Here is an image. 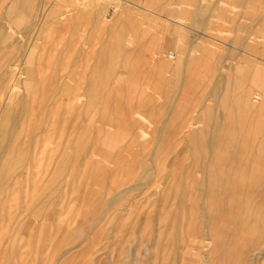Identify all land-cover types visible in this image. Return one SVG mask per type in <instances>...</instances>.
Listing matches in <instances>:
<instances>
[{
	"label": "rangeland",
	"instance_id": "obj_1",
	"mask_svg": "<svg viewBox=\"0 0 264 264\" xmlns=\"http://www.w3.org/2000/svg\"><path fill=\"white\" fill-rule=\"evenodd\" d=\"M78 1L0 0V264H264V0Z\"/></svg>",
	"mask_w": 264,
	"mask_h": 264
},
{
	"label": "bare ground",
	"instance_id": "obj_2",
	"mask_svg": "<svg viewBox=\"0 0 264 264\" xmlns=\"http://www.w3.org/2000/svg\"><path fill=\"white\" fill-rule=\"evenodd\" d=\"M125 1H128V0H114V5H113V6H115V10H117L118 7H121ZM218 1H219V0H218ZM243 1H244V0H243ZM252 1H253V0H252ZM197 2H198V1H197ZM197 2H195V3H197ZM129 3H130V2H129ZM208 3H209V2H208ZM232 3H233V2H232ZM232 3H231V4H232ZM108 4H110V1H109V0H91V1H89V0H79L77 5L80 6V9H83V10L85 9L86 6H87V7L90 6L92 9H91V8H90V9L88 8V9L91 10V12H93V13L95 14L96 18H97V19L100 21V23L103 25V24H104V20L106 19V18L104 19V16L106 15V8H107ZM112 4H113V3H112ZM134 4H135V3H134ZM136 4H137V3H136ZM198 4H199V2H198ZM212 4H213V3H212ZM218 4H219V2H218L216 5L218 6ZM132 5H133V4H132ZM138 5H139V4H138ZM201 5H202V4H201ZM206 5H208L207 7H210L209 4H206ZM206 5H205V7H206ZM213 5H214V4H213ZM219 6H220V5H219ZM219 6H218V7H219ZM134 7H135V6H134ZM140 7H141V6H140ZM140 7H139V9H140ZM142 7H143V6H142ZM197 7H198V6H197ZM203 7H204V6H203ZM137 8H138V6H137ZM137 8H136V9H137ZM144 8H145V7H144ZM144 8H142V9H144ZM88 9H87V10H88ZM121 9H122V8H121ZM131 9H132V8H131ZM139 9H138V10H139ZM147 9H148V11L151 10V9L149 10V8H147ZM205 9H206V8H205ZM118 10H119V9H118ZM129 10H130V9H129ZM196 10H197V8H196ZM214 10H215V9H214ZM67 11H68V10H67ZM67 11H66V12H67ZM120 11H121V10H120ZM136 11H137V10H136ZM139 11H140V10H139ZM146 11H147V10H146ZM152 11H153V10H152ZM200 11H201V10H200ZM200 11H199V12H200ZM205 11H206V10H205ZM68 12H69V11H68ZM89 12H90V11H89ZM118 12H119V11H118ZM153 12H154V11H153ZM203 12H204V11H203ZM64 13H65V12H64ZM70 13H71V12H70ZM116 13H117V12H116ZM142 13H143V11H142ZM144 13H145V12H144ZM204 13H205V12H204ZM204 13H203V14H204ZM89 15H90V13H89ZM124 15H125V14H123V16H124ZM161 15L163 16V14H161ZM161 15H160V16H161ZM164 15H165V14H164ZM206 15H208V13H207ZM263 15H264V14H263ZM116 16H117V15H116ZM126 16H127V15H125V17H126ZM204 16H205V15H204ZM2 17H3V16H2ZM45 17H46V16H45ZM93 17H94V16H93ZM199 17H200V16H199ZM232 17H233V16H232ZM261 17H263V19H264V16L261 15ZM170 18H171V17H170ZM200 18H201V17H200ZM91 19H92V18H91ZM107 19H108V18H107ZM114 19H115V18H114ZM168 20H169V16H168ZM174 20H175V19H174ZM174 20H173V22H174ZM209 20H210V19H209ZM260 20H261V18H260ZM260 20H258V21H260ZM93 21H95V19H94ZM105 21H106V20H105ZM123 21H124V20H123ZM146 21H147V20H146ZM171 21H172V20H171ZM207 21H208V20H207ZM254 21H255V19H254ZM111 22H112V21H111ZM124 22H125V21H124ZM255 22H256V21H255ZM255 22H254V24H255ZM3 23H4V22H3ZM96 23H97V22H96ZM200 23H201V22H200ZM202 23H204V22H202ZM239 23H241V22H239ZM258 23H259V22H258ZM35 24H36V23H35ZM35 24H34V25H35ZM37 24H38V23H37ZM165 24H167V23H165ZM205 24H206V23H205ZM205 24H204V25H205ZM241 24L246 25V24H244L243 22H242ZM251 24H253V22H252ZM106 25H107V24H106ZM125 25H126V24H125ZM174 25H175V24H174ZM236 25H237V24H236ZM243 25H242V26H243ZM247 25H248V24H247ZM247 25H246V26H247ZM109 26H110V25H109ZM229 26H230V25H229ZM240 26H241V25H240ZM2 27H5V26H2ZM2 27H1V28H2ZM253 27H254V26H253ZM103 28H104V27H103ZM231 28H232V27H231ZM32 29H33V28H32ZM32 29H31V31H32ZM232 29H233V28H232ZM3 30H4V28H3ZM11 30H12V29H11ZM40 30H41V29H40ZM256 30H257V28H256ZM260 30H261V29H260ZM262 30H263V29H262ZM26 31H27V30H26ZM166 31H167V30H166ZM169 31H170V30H169ZM39 32H40V31H39ZM259 33H260V32H258V34H259ZM261 33H262V31H261ZM5 34H6V33H5ZM171 34H172V33H171ZM237 34H238V33H237ZM237 34H236V35H237ZM7 35H8V34H7ZM9 35L11 36V34H9ZM9 35H8V36H9ZM12 35H13V34H12ZM251 36H252V35H251ZM119 37H120V36H119ZM169 37H170V36H169ZM169 37H168V38H169ZM199 37H200V36H199ZM201 37H203V36H201ZM208 37H209V36H208ZM241 37H242V36H241ZM249 37H250V36H249ZM249 37H248V38H249ZM117 38H118V37H117ZM209 38H210V37H209ZM209 38H208V39H209ZM244 38H245V37H244ZM248 38H247V39H248ZM118 39H119V38H118ZM166 39H167V38H166ZM169 39H170V38H169ZM234 39H235V38H234ZM247 39H246V41H247ZM233 41H234V40H233ZM255 41H256V40H255ZM255 41H254V42H255ZM243 42H244V40H243ZM9 43H11V42H9ZM169 43H170V42H169ZM215 43H216V42H215ZM232 43H233V42H232ZM11 44H12V43H11ZM119 44L121 45L122 43H119ZM125 44H126V43H125ZM125 44H124L123 46H125ZM233 44H234V43H233ZM244 44H245V42H244ZM254 44H255V43H254ZM257 44H258V43H257ZM199 45H200V44H199ZM219 45H220V44H219ZM240 45H241V43H240ZM242 45H243V44H242ZM245 45H246V44H245ZM263 45H264V44H263ZM223 46H224V44H223ZM257 46H258V45H257ZM178 47H179V46H178ZM199 47H200V46H199ZM225 47H226V46H225ZM239 47H240V46H239ZM239 47H238V48H239ZM243 47H245V46H243ZM204 48H205V47H204ZM262 48H263V46H262ZM262 48H261V50H262ZM200 50H201V49H200ZM200 50H199V52H202V51H200ZM231 50H232V49H231ZM243 50H244V48H243ZM196 51H197V50H196ZM227 51H228V48H227ZM107 52H108V51H107ZM126 52H127V50H126ZM126 52H125V53H126ZM224 52H225V51H224ZM242 52H243V51H242ZM215 53H216V52H215ZM226 53H227V52H226ZM226 53H225V54H226ZM251 53H252V52H251ZM199 54H200V53H199ZM205 54H206V53H205ZM221 54H222V53H221ZM252 54H253V53H252ZM252 54H251V55H252ZM254 54H255V53H254ZM254 54H253V55H254ZM196 55H197V54H196ZM226 55H227V54H226ZM230 55H231V54L229 53V56H230ZM261 55H262V54H261ZM182 56H183V55H182ZM155 57H157V56H155ZM185 57H186V56H185ZM227 57H228V56H227ZM193 58H194V57H193ZM193 58H192V59H193ZM198 58H199V55H198ZM123 59H124V58H123ZM157 59H159V58H157ZM177 59H178V58H177ZM216 59H217V57H216ZM258 59H259V58H258ZM260 59H261V58H260ZM260 59H259V60H260ZM151 60H152V59H151ZM154 60H155V59H154ZM184 60H185V59H184ZM184 60H183V61H184ZM99 61H100V60H99ZM102 61H103V60H102ZM122 61H123V60H122ZM158 61H159V60H158ZM175 61H177V60H175ZM216 61H217V60H215L214 62H216ZM261 61H262V60H261ZM178 62H179V61H178ZM217 62H218V61H217ZM159 63H160V61H159ZM218 63L220 64V63H221V60H220V62H218ZM225 63H226V62H225ZM253 63H254V62H253ZM12 64H13V63H12ZM160 64H161V63H160ZM176 64H177V63H176ZM222 64H223V63H222ZM222 64H221V66H223ZM233 64H234V63H233ZM6 65H9V64H6ZM167 65H168V63H167ZM180 65H181V62H180ZM180 65H179V67H180ZM225 65H226V64H225ZM181 66H182V65H181ZM221 66H220V67H221ZM257 66H259V65H257ZM261 66H263V65L261 64ZM6 67H7V66H6ZM213 67H214V66H213ZM234 67H235V66H233V69H234ZM171 68H172V67H171ZM175 68H176V67H175ZM181 68H183V67H180V69H181ZM218 68H219V67H218ZM229 68H230V67H229ZM222 69H223V68H222ZM3 70H4V69H3ZM15 70H16V69H15ZM175 70H176V69H175ZM257 70H258V67H257ZM218 71H219V70H218ZM221 71H222V70H221ZM262 72H263V71H262ZM262 72H261V74H262ZM0 73H1V72H0ZM219 75H220V73H219ZM263 75H264V74H263ZM217 76H218V75H217ZM60 77H61V76H60ZM262 77H263V76H262ZM216 79H217L216 81H218V78H216ZM8 80H9V79H8ZM8 80H7V81H8ZM63 80H64V79H63ZM226 80L228 81V76H227V79H226ZM1 81H2V80H1ZM15 81H16V80H15ZM15 81H14V82H15ZM213 83L216 84L217 82H212V84H213ZM223 83H224V82H223ZM262 83H263V82H262ZM263 84H264V83H263ZM220 85H221V83H220ZM226 85H228V84H226ZM5 86H6V85H5ZM14 87H15V86H14ZM20 87H21V86H20ZM4 88H5V87H4ZM216 88H217V87H216ZM218 88L220 89V87H218ZM243 88H244V87H243ZM263 88H264V87H263ZM214 90H215V89H214ZM231 90H233V89H231ZM247 90H248V89H247ZM14 91H15V89L13 90V92H14ZM212 91H213V90H212ZM261 91H262V90H261ZM6 92H7V91H6ZM15 92H16V91H15ZM216 92H217V91H216ZM216 92H214V93L216 94ZM220 92H221V91H220ZM246 92H247V91H246ZM246 92H245V93H246ZM257 92H258V91H257ZM263 92H264V91H263ZM10 93H11V92H10ZM19 93H20V92H19ZM211 93H212V92H211ZM58 94H59V93H58ZM248 94H249V93H248ZM3 95H4V94H3ZM11 95H13V93H12ZM212 95H213V94H212ZM230 95H231V94H230ZM239 95L242 97L241 94H239ZM23 96H24V95H23ZM214 96L217 97L216 95H214ZM244 96L247 97L246 95H244ZM248 96H249V95H248ZM263 96H264L263 93H262V94H261V93H256V94L254 95V98H255L254 100L259 101L260 99H263ZM24 97H25V96H24ZM241 97H240V98H241ZM20 98H21V97H20ZM61 98H62V97H61ZM242 98H243V97H242ZM252 98H253V97H252ZM252 98H251V99H252ZM22 99H23V98H22ZM243 99H244V98H243ZM231 100H233V99H232V95H231ZM239 100H240V99H239ZM252 100H253V99H252ZM229 101H230V96H229ZM247 101H248V100H247ZM261 101H262V100H261ZM25 102H26V101H25ZM233 102H235V101H233ZM249 102H250V103H249ZM249 102H247V103L250 104V105H252V104L255 105V104H254L255 101H249ZM252 102H254V103H252ZM259 102H260V101H259ZM229 103L231 104V102H229ZM251 103H252V104H251ZM202 105H203V104H202ZM225 105H226V104H225ZM235 105H237V104L235 103ZM260 105H261V104H259V106H260ZM210 106H211V105H210ZM215 106H216V105H215ZM233 106H234V105H233ZM233 106H232V107H233ZM256 106H257V105H256ZM1 107H2V106H1ZM205 107H206V106H205ZM229 107H230V106H229ZM3 108H4V107H3ZM200 108H201V105H200ZM203 108H204V107H203ZM214 108H215V107H214ZM259 108H260V107H259ZM259 108H258V109H259ZM13 109H14V108H12L11 110H13ZM17 109H18V108L16 107L15 110L18 111ZM232 109H233V108H232ZM234 109H235V108H234ZM4 110H5V109H4ZM237 110H238V109H237ZM237 110H236V111H237ZM256 110H257V108H255L254 111H256ZM206 111H207V107H206ZM233 111H235V110H233ZM248 111H249V109H248ZM254 111H253V113H254ZM0 112H1V111H0ZM10 112H11V111H10ZM212 112H213V111H212ZM228 113H229V112H228ZM228 113H227V114H228ZM237 113H238V111H237ZM6 114H7V113H6ZM11 114H12V113H11ZM195 114H197V113H195ZM195 114H194V115H195ZM217 114H218V113H217ZM224 114H225V113H224ZM8 115H9V114H8ZM18 115H19V114H18ZM21 115H22V114H21ZM29 115H30V114H29ZM197 115L199 116L200 114H197ZM206 115H207V114H206ZM13 116H14V115H13ZM229 116H230V115H229ZM235 116H236V115H235ZM235 116H234V117H235ZM1 117H2V116H1ZM5 117H6V116H5ZM7 118H8V116H7ZM7 118H6V119H7ZM23 118H25V117H23ZM199 118H200V117H199ZM219 118H220V117H219ZM221 118H222V117H221ZM231 118L233 119L232 116H231ZM254 118H255V117H254ZM229 119H230V118H229ZM7 120H8V119H7ZM16 120H17V119H16ZM11 121H12V119H11ZM11 121H9V122H11ZM14 121H15V120H14ZM17 121H18V120H17ZM215 121H216V120H215ZM220 121H221V119H220ZM236 121H237V120H236ZM246 121H247V120H246ZM255 121H256V120H255ZM3 122H4V121H3ZM3 122H2V125L4 124ZM6 122H7V121H6ZM207 122H208V121H207ZM222 122H223V121H222ZM230 122H231V120H230ZM249 122H250V121H249ZM0 123H1V120H0ZM210 123L213 124L212 122H210ZM223 123H224V122H223ZM235 123H236V122H235ZM237 123L239 124V121H238ZM19 124H20V123H19ZM21 124H22V123H21ZM48 124H49V123H48ZM211 124H209V125H211ZM233 124H234V123H233ZM7 125H8V124H7ZM10 125H11V124H10ZM220 125H221V123H220ZM223 125H224V124H223ZM235 125H236V124H235ZM241 125H242V124H241ZM8 126H9V125H8ZM206 126H208V123H206ZM248 126H249V125H248ZM1 127H2V126H1ZM1 127H0V128H1ZM6 127H7V126H6ZM6 127H5V128H6ZM214 127H215V126H214ZM216 127H218V124L216 125ZM233 127H234V126H233ZM236 127H237V126H236ZM236 127H235V128H236ZM205 128H206V127H205ZM221 128H222V126H221ZM235 128H234V129H235ZM247 128H248V127H247ZM19 129H20V128H19ZM214 129H215V128H214ZM225 129H226V128H225ZM225 129H224V130H225ZM255 129H256V128H255ZM194 130H195V129H194ZM205 130H206V129H205ZM216 130H217V129H216ZM18 131H19V130H18ZM192 131H193V130H192ZM199 132H200V131H199ZM202 132H203V130H202ZM202 132H201V133H202ZM18 133H19V132H18ZM217 133H218V132H217ZM219 133H220V130H219ZM219 133H218V134H219ZM224 133H225V132H224ZM227 133H228V132H227ZM13 134H14V133H13ZM205 134H206V133H205ZM218 134H217V135H218ZM202 135H204V133H203ZM215 135H216V134H215ZM217 135H216V137H217ZM230 135H231V134H230ZM13 136H14V135H13ZM199 136H201V134H200ZM218 136H219V135H218ZM222 136H223V135H222ZM203 137H204V136H203ZM263 137H264V135L262 136V138H263ZM2 138H4V137H2ZM14 138H15V137H14ZM187 138H188V137H187ZM187 138L185 139L186 141L189 140V139H187ZM219 138H220V137H219ZM225 138H226V137H225ZM0 139H1V137H0ZM6 139H7V138H6ZM32 139H33V138H32ZM199 139H201V138L199 137ZM208 139H209V138H208ZM33 140H34V139H33ZM203 140H204V139H203ZM216 140H217V139H216ZM31 141H32V140H31ZM197 141H199V140H198V135H197ZM225 141H226V140H225ZM19 142H20V141H19ZM188 142H189V141H188ZM200 142H202V141L200 140L199 143H200ZM1 143H2V142H1ZM31 143H32V142H31ZM31 143H30V144H31ZM231 143H232V142H231ZM258 143H259V142H258ZM200 144H201V143H200ZM20 145H21V144H20ZM201 145H202V144H201ZM216 145H217V143L215 144V146H216ZM218 145H219V144H218ZM230 145H231V144H230ZM11 146H12V145H11ZM23 146H24V145H23ZM23 146H21V147H23ZM225 146H226V145H225ZM236 146H237V145H236ZM250 146H251V145H250ZM190 147L193 148V147H195V146L192 145V146H190ZM190 147H189V148H190ZM223 147H224V146H223ZM223 147L221 148V149H222V150H221V153L223 152V149L225 148V147H224V148H223ZM9 148H10V147H9ZM189 148H188V149H189ZM11 149H12V147H11ZM182 149H183V148H182ZM190 149H191V148H190ZM216 149H217V148H216ZM230 149H231V148H230ZM230 149H229V150H230ZM234 149H235V148H234ZM239 149H240V148H239ZM15 150H16V149H15ZM20 150H21V148H20ZM194 150H195V149H194ZM197 150H198V149H197ZM217 150H218V149H217ZM246 150H247V149H246ZM234 151H235V150H234ZM239 151H240V150H239ZM15 152H16V151H15ZM96 152H97V151H96ZM199 152H200V151H199ZM256 152H257V149H256ZM9 153H10V151L8 150V154H9ZM187 153H189V152H187ZM210 153H211V152H210ZM231 153H232V152H231ZM236 153H237V152H236ZM14 154H15V153H14ZM203 154H204V153H203ZM213 154H214V153H213ZM215 154H216V153H215ZM238 154H239V153H238ZM257 154H258V153H257ZM254 155H255V154H254ZM88 156H89V155H88ZM193 156H194V155H193ZM195 156H196V155H195ZM208 156H209V155H208ZM220 156H221V154L219 153V158H220ZM3 157H4V156H3ZM8 157H9V156H8ZM8 157H6V158H8ZM202 157H205V155H203ZM216 157H217V156H216ZM237 157H238V156H237ZM194 158H195V157H194ZM209 158H210V157H209ZM209 158H208V159H209ZM219 158H218V159H219ZM229 158H230V157H229ZM253 158H254V157H253ZM11 159H12V158H11ZM197 159H198V158H197ZM201 159H202V158H201ZM212 159H213V158H212ZM4 160H5V159H4ZM9 160H10V159H9ZM209 160H210V159H209ZM7 161H8V160H7ZM94 161H95V160H94ZM200 161H201V160H200ZM4 162H6V161H4ZM19 162H20V161H19ZM197 162H198V161H197ZM202 162H203V161H202ZM202 162L200 163V165L202 164ZM204 162H205V161H204ZM210 162H211V161H210ZM212 162H213V160H212ZM212 162H211V163H212ZM228 162H230V160H229ZM238 162H239V161H238ZM248 162H249V161H248ZM2 163H3V160H2V157H0V165H2ZM12 163H13V162H12ZM96 163H97V161H96ZM251 163H252V162H251ZM251 163H249V164H251ZM5 164H6V163H5ZM196 164H197V163H196ZM229 164H230V163H229ZM16 165H17V164H16ZM16 165H15V167H17ZM202 165H204V164H202ZM202 165H201V166H202ZM207 165L209 166V165H212V164L209 163V164H207ZM251 165H252V164H251ZM151 166H152V164H151ZM15 167H14V168H15ZM152 167H153V166H152ZM209 167H210V166H209ZM209 167H208V168H209ZM213 167H214V166H213ZM243 167H244V164H243ZM251 167H252V166H251ZM7 168H8V166H7ZM185 168H186V167H185ZM201 168H204V167H201ZM215 168H216V166H215ZM217 168H218V166H217ZM3 169H5V168L3 167ZM15 169H16V168H15ZM15 169H14V171H15ZM251 169H252V168H251ZM146 170H147V169H146ZM148 170H149V169H148ZM148 170H147V171H148ZM242 170H243V168H242ZM149 171H150V170H149ZM186 171H187V170H186ZM194 171H195V170H194ZM198 171H199V170H198ZM216 171H217V170H216ZM251 171H252V170H251ZM1 172H2V171H1ZM17 172H18V171H16V174H17ZM226 172H227V171H226ZM147 173H148V172H147ZM147 173H146V174H147ZM184 173H185V172H184ZM196 173H197V172H196ZM207 173H208V172H207ZM1 174H2V176H1ZM1 174H0V177L2 178V177L4 176V172L1 173ZM21 174H22V173H21ZM197 174H198V173H197ZM249 174H250V172H249ZM30 175H31V174H30ZM184 175L186 176V173H185ZM195 175H196V174H195ZM196 176H197V175H196ZM206 176H207V174H206ZM13 177H16V176H13ZM13 177H12V178H13ZM197 177H198V176H197ZM144 178H145V177H144ZM146 178H147V177H146ZM207 178L210 179L209 174H208V177H207ZM3 179H4V178H3ZM16 179H17V177H16ZM16 179H15V181H16ZM232 179H233V177H232ZM10 180H11V179H10ZM12 180H13V179H12ZM12 180H11V181H12ZM17 180H18V179H17ZM185 180H186V179H185ZM207 180H208V179H207ZM4 181L6 182V179H5ZM198 181H199V180H198ZM203 181H204V180H203ZM1 182H2V180H1ZM1 182H0V183H1ZM12 182H13V181H12ZM189 182H190V181H189ZM208 182H209V181H208ZM208 182H206V183H208ZM3 184H6V183H3ZM3 184L0 185V203H2L1 201H3V196H4V195H3V194H4V193H3V192H4V185H3ZM14 184H15V183H14ZM66 184H67V183H66ZM138 184H139V183H138ZM187 184H188V183H187ZM204 184H205V183H204ZM17 185H18V183H17ZM135 185L138 186L137 184H135ZM180 185H181V184H180ZM207 185H208V184H207ZM207 185H206V186H207ZM5 186H6V185H5ZM13 186H14V185H13ZM13 186H12V188H13ZM132 186H133V185H132ZM132 186H131V187H132ZM140 186H142V185H140ZM188 186H189V185H188ZM190 186H191V184H190ZM197 186L199 187V184H197ZM208 186H209V185H208ZM9 187H10V186H9ZM133 187H134V186H133ZM182 187H183V186H182ZM12 188H10L9 191H11ZM136 188H137V187H136ZM138 188H139V187H138ZM185 188H187V187H185ZM201 188H202V186H201ZM204 188H205V187H204ZM204 188H203V189H204ZM207 188H208V187H207ZM258 188H259V187H258ZM220 189H221V187H220ZM223 189H224V188H223ZM247 189H248V187H247ZM247 189H246L245 192H247ZM208 190H209V189H208ZM208 190H206V191H208ZM9 191H8V192H9ZM131 191H132V190H131ZM204 191H205V190H204ZM204 191L202 190V194H203ZM206 191H205V193H206ZM221 191H222V190H221ZM221 191H220V192H221ZM223 191H224V190H223ZM5 192H6V191H5ZM8 192H7L6 194H9ZM12 192H14V191L12 190ZM198 192H199V189H198ZM200 192H201V191H200ZM183 193H184V192H183ZM117 194H118V193H117ZM187 194H188V193L186 192L185 197H186ZM219 194H221V193H219ZM224 194H225V193H224ZM228 194H230V192H229ZM180 195H181V194H180ZM189 195H190V194H188V196H189ZM199 195H200V194H199ZM199 195H197V196H199ZM221 195H222V194H221ZM9 196H10V195H9ZM117 196H119V195H116L115 198H116ZM128 196H129V195H128ZM191 196H192V195H191ZM204 196L206 197V195H204ZM207 196H208V195H207ZM223 196H224V195H223ZM227 196H228V195H227ZM181 197H182V196H181ZM228 197H229V196H228ZM245 197H246V195H245ZM115 198H114V200H115ZM188 198H189V197H188ZM193 198H194V195H193ZM186 199H187V197H186ZM197 199H198V198H197ZM201 199H202V197H201ZM238 199H239V197H238ZM262 199H263V198H262ZM262 199H261V200H262ZM112 200H113V198H112ZM114 200H113V201H114ZM177 200H178V198H177ZM189 200H190V198H189ZM191 200H192V199H191ZM228 200L231 201L230 199H227V201H228ZM245 200H246V199H245ZM245 200H244V201H245ZM98 201H99V200H98ZM115 201H117V200H115ZM179 201L181 202V200H179ZM192 201H193V200H192ZM192 201H191V202H192ZM237 201H238V200H237ZM3 202H4V201H3ZM189 202H190V201H189ZM191 202H190V203H191ZM201 202H202V201H201ZM201 202H200V203H201ZM177 203H178V202H177ZM182 203H183V201H182ZM206 203H207V202H206ZM244 203H245V202H244ZM98 204H100V203H98ZM183 204H184V203H183ZM192 204H193V203H192ZM196 204L198 205L197 208L199 209V203H198V200H197ZM227 204H228V203H227ZM1 205H2V204H1ZM108 205H109V204H108ZM108 205H107V207H108ZM244 205H246V204H244ZM97 206H98V205H97ZM97 206H96V207H97ZM104 206H105V205H104ZM125 206H126V205H125ZM184 206H185V204H184ZM0 207H1V206H0ZM205 207H206V205H205ZM244 207H245V206H244ZM206 208H207V207H206ZM2 209H3V208H2ZM108 209H110V208H108ZM106 210H107V209H106ZM110 210H111V209H110ZM107 211H108V210H107ZM107 211H105V212H107ZM102 212H103V211H101V213H102ZM109 212H110V211H109ZM111 212H113V211H111ZM111 212H110V213H111ZM244 212H245V210H244ZM244 212H243V213H244ZM255 212H256V211H255ZM207 213H208V212H207ZM111 214H112V213H111ZM201 214H202V211H201ZM108 215H109V214H108ZM163 215H164V214H163ZM190 215H191V214H190ZM242 215L244 216V214H242ZM242 215H240V217H243ZM103 216H104V218H107V217H105V214H103ZM103 216L101 215V217H103ZM110 216H111V215H110ZM198 216H199V214H198ZM209 216H210V215H209ZM248 216H249V215H248ZM111 217H112V216H111ZM184 217H185V215H184ZM196 217H197V216H196ZM210 217H211V216H210ZM253 217H255V216H253ZM108 218H109V216H108ZM108 218H107V219H108ZM95 219H96V218H95ZM102 219H103V218H102ZM136 219H137V218H136ZM200 219H201V218H200ZM206 219H207V218H206ZM206 219H203V220L206 221ZM247 219H248V218H247ZM249 219H250V218H249ZM105 220H106V219H105ZM241 220H242V219H241ZM244 220H245V219H244ZM261 220H262V219H261ZM90 221H91V220H90ZM136 221H137V220H136ZM191 221H192V220H191ZM197 221H198V219H197ZM197 221H196V224L198 223ZM211 221H212V220H211ZM224 221H225V220H224ZM238 221H239V220H238ZM247 221H248V220H247ZM250 221H251V220H250ZM252 221H253V220H252ZM262 221H263V220H262ZM94 222H95V220H94ZM94 222H93V220H92V227L96 229V228H97V227H96L97 224H95ZM98 222H99V221H98ZM193 222H194V221H193ZM207 222H208V221H207ZM239 222H241V221H239ZM96 223H97V221H96ZM194 223H195V222H194ZM243 223H245V222H243ZM250 223H251V222H250ZM252 223H253V222H252ZM93 224H94V225H93ZM99 224H100V223H99ZM102 224H103V223H102ZM102 224H101V225H102ZM152 224H153V223H152ZM198 224H199V223H198ZM205 224H207V223L205 222ZM205 224H204V225H205ZM172 225H173V223H172ZM180 225H181V227L183 226V224H180ZM199 225H200V224H199ZM207 225H208V224H207ZM239 225H240V224H239ZM239 225H238V227H239ZM261 225H262V224H261ZM159 226H160V225H159ZM176 226H177V225H176ZM185 226H186V225L183 226L184 229L182 228L184 231H185ZM196 226H197V225H196ZM196 226H195V227H196ZM251 226H252V225H251ZM92 227H91V229H92ZM204 227H205V226H204ZM206 227L209 228L210 226H206ZM223 227H224V226H223ZM223 227H222V228H223ZM249 227H250V226H249ZM171 228H172V227H171ZM198 228H199V227H198ZM198 228H197V230H198ZM208 228H207V230L210 229V228H209V229H208ZM95 229H94V230H95ZM152 229H153V228H152ZM186 229H187V228H186ZM202 229H203V228H202ZM94 230H92V231H94ZM162 231H163V230H162ZM187 231H188V230H187ZM204 231H205V230H204ZM233 231H234V230H233ZM87 232H88V231H87ZM152 232H153V230H152ZM236 232H237V231H236ZM159 233H160V232H159ZM164 233H165V232H164ZM185 233H186V232H185ZM187 233H188V232H187ZM85 234H86V233H84V234H82V235H85ZM161 234H162V233H161ZM200 234H201V233H200ZM204 234H205V233H204ZM230 234H232V233H230ZM238 234H239V233H238ZM245 234H246V233H245ZM187 235H188V234H187ZM187 235H185V236L187 237ZM197 235H198V232H197ZM228 235H229V233H228ZM235 235H237V233H235ZM235 235H234V236H235ZM249 235H250V233H249ZM85 236H86V235H85ZM182 236H184V235L182 234ZM191 236H192V235H191ZM230 236H231V235H230ZM230 236H229V237H230ZM161 237H162V236H161ZM175 237H176V236H175ZM186 237H183V238L187 239L188 237H187V238H186ZM227 237H228V236H227ZM238 237H239V236H238ZM245 237H246V236H245ZM82 238H83V236H82ZM192 238H194V237H192ZM200 238H201V237H200ZM200 238H199V239H200ZM206 238H207V237H206ZM209 238H211V237H210V230H209ZM249 238H250V237H249ZM257 238H258V237H257ZM161 239H162V238H161ZM165 239H166V238H165ZM197 239H198V238H197ZM199 239H198V240H199ZM228 239H229V238H228ZM228 239H227V241H228ZM230 239H232V238L230 237ZM187 240H190V239L188 238ZM233 240H234V239H233ZM210 241H211V239H210ZM234 241H235V240H234ZM236 241H237V240H236ZM236 241H235V242H236ZM165 242H166V241H165ZM181 242H182V241H181ZM211 242H212V241H211ZM173 243H175V242H173ZM173 243H172V247L174 246ZM177 243H178V242H177ZM185 243H187V242H185ZM198 243H199V242H198ZM227 243H228V242H227ZM232 243H233V242H232ZM254 243H255V242H254ZM2 244H3V243H2ZM233 244H234V243H233ZM152 245H153V244H152ZM156 245H157V247H156V252L158 253V251H157V250L159 249V247H158V246H159V245H158V241H157V244H156ZM210 245H211L210 243H207V244H206V247H207V246H210ZM226 245H229V246H230L229 243L226 244ZM231 245H232V244H231ZM235 245H236V243H235ZM164 246H165V245H164ZM166 246H167V245H166ZM186 246H187V245H186ZM221 246H222V245H221ZM263 246H264V245H263ZM263 246H262V247H263ZM150 247H151V246H150ZM154 247H155V246H154ZM172 247H171V249H172ZM198 247H199V246H198ZM210 247H211V246H210ZM212 247H213V246H212ZM225 247H227V246H225ZM234 247H236V246H234ZM234 247H233V248H234ZM157 248H158V249H157ZM165 248H166V247H165ZM183 248H185V247H183ZM208 248H209V247H207V249H208ZM227 248H229V247H227ZM251 248H252V247H251ZM263 248H264V247H263ZM153 249H154V248H153ZM186 249H187V248H186ZM209 249H210V248H209ZM224 249H225V248H224ZM164 250H165V249H164ZM169 250H170V249H169V246H168V252L166 251V253L169 254V252H170V255H171L172 252L169 251ZM181 250H182V247H181ZM222 250H223V249H222ZM225 250H226V249H225ZM258 250H259V249H258ZM183 251H184V250H183ZM204 251H206V250H204ZM230 251H231V249H230ZM250 251H251V250H250ZM260 251H261V249H260ZM156 252H155V253H156ZM163 252H165V251H163ZM180 252H182V251H180ZM233 252H234V251H233ZM236 252H238V251H236ZM251 252H252V251H251ZM251 252H250V254L252 255ZM257 252H258V251H257ZM155 253H154L153 255L156 257V254H155ZM206 253H207V252H206ZM227 253H228V252H227ZM159 254H160V253H159ZM164 254H165V253H164ZM164 254H163V257H164ZM232 254H233V253H232ZM153 255H151V256L153 257ZM166 255H167V254H166ZM181 255H182V253H181ZM226 255H227V254H226ZM254 255H256V254H254ZM218 256H220V254H219ZM221 256H222V255H221ZM232 256H233V255H232ZM236 256H237V255H236ZM152 257H151V259L153 260ZM157 257H158V256H157ZM157 257H156V259L154 258L156 263H157V261L159 260V259H157ZM175 257H176V255H175ZM177 257H178V256H177ZM181 257H182V256H181ZM184 257H185V256H184ZM189 257H191V256H189ZM189 257H188V258H189ZM227 257H229V255H228ZM250 257H252V256H250ZM263 257H264V256H263ZM159 258H160V256H159ZM164 258H165V257H164ZM168 258H169V256H168ZM235 258H236V257H235ZM245 258H246V257H245ZM253 258H254V257H253ZM256 258H257V257H256ZM256 258H254V259H256ZM169 259H170V258H169ZM175 259H176V258H175ZM249 259L252 260L251 258H249ZM190 260H191V258H190ZM203 260H204V259H203ZM206 260H208V259L206 258ZM220 260H222V259H220ZM223 260H224V259H223ZM239 260H241V259H239ZM263 260H264V259H263ZM164 261H165V260H164ZM174 261H176V260H174ZM180 261H182V260L180 259ZM180 261H179V262H180ZM204 261H205V260H204ZM208 261H209V260H208ZM237 261H238V259H237ZM255 261H256V260H255ZM0 262H1V261H0ZM151 262H152V261H151ZM166 262H167V261H166ZM232 262H233V261H232ZM174 263H175V262H173V264H174ZM244 263H245V262H244ZM255 263H256V262H255ZM162 264H166V263H162ZM175 264H176V263H175ZM178 264H179V263H178Z\"/></svg>",
	"mask_w": 264,
	"mask_h": 264
},
{
	"label": "crops",
	"instance_id": "obj_3",
	"mask_svg": "<svg viewBox=\"0 0 264 264\" xmlns=\"http://www.w3.org/2000/svg\"><path fill=\"white\" fill-rule=\"evenodd\" d=\"M256 9H257V6H256ZM257 10H258V9H257ZM261 12H262L261 15L263 16V11L261 10ZM258 14H259V11H258ZM258 18H259V16H258ZM262 19H263V17H262ZM262 19H261V20H262Z\"/></svg>",
	"mask_w": 264,
	"mask_h": 264
},
{
	"label": "built area",
	"instance_id": "obj_4",
	"mask_svg": "<svg viewBox=\"0 0 264 264\" xmlns=\"http://www.w3.org/2000/svg\"><path fill=\"white\" fill-rule=\"evenodd\" d=\"M170 57H174V55H173V54H171V55H170Z\"/></svg>",
	"mask_w": 264,
	"mask_h": 264
}]
</instances>
